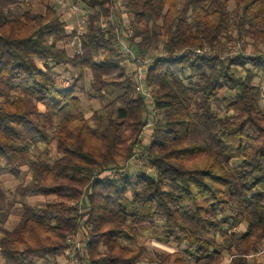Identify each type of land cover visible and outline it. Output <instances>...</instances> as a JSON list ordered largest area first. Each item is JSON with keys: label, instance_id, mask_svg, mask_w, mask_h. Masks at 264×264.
<instances>
[{"label": "trees", "instance_id": "1", "mask_svg": "<svg viewBox=\"0 0 264 264\" xmlns=\"http://www.w3.org/2000/svg\"><path fill=\"white\" fill-rule=\"evenodd\" d=\"M72 1L93 12L75 55L57 5L34 13L25 0H0V164L31 176L13 195L48 199L23 205L18 227L1 229L0 258L57 264L81 233L79 264H139L148 247L128 243L161 223L159 242L175 250L155 251L156 264H251L264 245V56L223 62L213 54L238 40L264 43V0H119L130 46L158 54L145 81L151 104L130 82L114 32L99 28L118 0ZM185 48L205 55L174 58ZM56 69L78 75L63 87ZM88 72L87 92L79 83ZM79 93L114 99L85 109ZM151 115L158 126L143 150L153 173L119 172L134 166ZM14 207L0 188V225Z\"/></svg>", "mask_w": 264, "mask_h": 264}, {"label": "rangeland", "instance_id": "2", "mask_svg": "<svg viewBox=\"0 0 264 264\" xmlns=\"http://www.w3.org/2000/svg\"><path fill=\"white\" fill-rule=\"evenodd\" d=\"M64 1L69 2V3H73L72 0H64ZM53 4L57 5L56 0H29V4L23 5L22 8L23 9L24 8H30L31 11L34 13H43L45 11L46 6L53 5ZM229 7L231 10H233L235 7V4L233 2H230ZM60 17L63 18V20H64V18H66L64 15H60ZM70 25L71 24H69L67 22V26H70ZM234 37H235V40L239 39L236 36V34H234ZM62 46H63L62 44L59 45V47H62ZM157 55H156V52H152V53L146 55L145 58L149 59L151 61L150 64H152V62L154 61V59L156 58ZM159 55L165 56V54H163L162 52H160ZM213 55L216 56V58H219V60H221L223 62L228 61L229 59L233 60V59H235V57H242L243 59H247V58L252 59V58L260 57L262 55L264 56V43H262L260 41L253 40V39H246L243 42L238 40L235 43L228 45V47H226V49L223 53L213 54ZM99 58H100V56H99ZM39 65L42 67L43 63L41 62V63H39ZM69 72L70 71H67L66 69H64V70L60 71V73H59L60 75H59L58 70L56 69V71L53 75V78L56 80V82L58 84H60L62 79L64 80L65 76ZM71 74L78 75L77 72H75V73L71 72ZM91 80H92L91 74L88 72L84 76V79L81 80V82L79 83V86L85 87L86 91L88 92L91 89ZM255 82L258 83V80H256ZM234 93H235V91L232 93H228V95H226L227 96L226 98H228V99L232 98ZM79 97L81 98L83 106L85 109H87L91 105L94 110H99L101 108V105L102 106L107 105L111 101H113V99H114L112 96H108L104 99L103 102L100 103L98 100L89 101L87 99V97L81 93H79ZM152 98L153 97L151 94L150 98L146 97V99H147L146 101H148L149 104H151ZM2 102H3V98L0 97V103H2ZM262 106L264 107V102H262ZM109 110L114 111V108L110 107ZM150 110H151V108H150ZM150 112H152V111H150ZM85 113H86V116L88 118L91 117V113L89 111L86 110ZM149 118L150 119H148V121H147V126L144 128L143 134L140 136L141 141H139V143L137 144L138 149H139L137 152L138 155L132 159L134 166L126 165L124 167V169L119 170V172L123 171L124 173H133V171H135L137 169L138 170L141 169L142 171L144 170L147 173H151V174L153 173V171L149 168V166L147 164V161H146L147 156H146V153L143 149L146 148L148 145H150L151 142L154 140L155 128L158 126V121H155V120H157L155 117L153 120L152 115L149 116ZM50 148L53 151L52 155H51V160H54L59 156V154L56 151V141L55 140L50 145ZM40 151L42 152V150H40ZM24 170H27V169L24 168ZM112 172H110L108 170L106 173L108 175H110V173H112V175H115L114 171H112ZM26 173L27 172L24 171L21 178H16V177L8 174L5 171V169H3V165L0 164V188L2 190H4L5 192H7L8 201L15 204V207L13 209L14 211L8 217L7 222L4 225H0V237L2 236L1 229L14 230L16 227H18L20 220H21V217H22V206L23 205H32V206L41 207V206H44L45 203L48 201V199L45 197H29V198L22 200V199H20V197L13 195L14 190L17 188V186L20 184L21 181H23V180L26 181L27 179L31 178V176L29 174H26ZM160 224L161 223H159V225H157L154 228L155 231L150 230V227H148V226L141 227L143 237L139 238L136 243H130V242L128 243V245H130L132 247H137L138 245H145L148 247V252H147L144 260L139 264H156L157 261H156L155 256H154L155 251L173 252L175 250L174 247L166 246V245L162 244L161 242H159L158 234L160 233V229H159ZM239 231L243 232L244 227H241L239 229ZM80 234L81 233L73 236V239L71 240L70 243L74 244L78 240V238L80 237ZM35 263L36 264H53V263H55V261L52 258H50L49 260H46V261L40 260V261H36ZM0 264H5L1 258H0ZM57 264H67L66 258H58ZM251 264H264V258L254 257V259H252V261H251Z\"/></svg>", "mask_w": 264, "mask_h": 264}, {"label": "built area", "instance_id": "3", "mask_svg": "<svg viewBox=\"0 0 264 264\" xmlns=\"http://www.w3.org/2000/svg\"><path fill=\"white\" fill-rule=\"evenodd\" d=\"M26 4H29V0H25ZM57 12L59 15L68 16V19L73 20L70 26L66 27L69 34H73V38L68 45V48L75 54L82 53V40L86 34V26L88 23V18L93 14L92 11L85 7L79 6L75 3L65 2L64 0H56ZM99 28L102 32L113 31V36L115 38V50L116 53L126 58V63L128 66V78L133 84L136 92L143 96L144 98L151 97V91L146 87L145 81L147 76L148 68L150 67L151 61L145 56H139L135 50L130 46L128 41V35H132V25L130 22V17L125 12L124 7L119 0L116 6L113 8V13L109 18H102L99 23ZM205 50L202 48H185L184 50L177 53L174 58H179L181 56L188 57L193 60L198 57H202ZM72 74L68 73L64 80L58 85L67 87L72 82ZM133 162V161H131ZM132 164V163H130ZM85 244V240L80 236L78 240L72 244V248L68 250L66 262L67 264H79L78 255ZM252 257L264 258V245L258 250L257 253L251 255Z\"/></svg>", "mask_w": 264, "mask_h": 264}, {"label": "crops", "instance_id": "4", "mask_svg": "<svg viewBox=\"0 0 264 264\" xmlns=\"http://www.w3.org/2000/svg\"><path fill=\"white\" fill-rule=\"evenodd\" d=\"M66 18H64L65 21H67L69 24L73 23V20L68 19V16H65ZM80 236L83 238V236L80 234Z\"/></svg>", "mask_w": 264, "mask_h": 264}]
</instances>
